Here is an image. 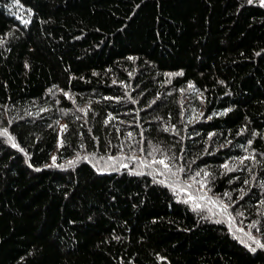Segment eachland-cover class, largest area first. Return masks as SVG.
<instances>
[{
    "label": "trees",
    "instance_id": "16d2710c",
    "mask_svg": "<svg viewBox=\"0 0 264 264\" xmlns=\"http://www.w3.org/2000/svg\"><path fill=\"white\" fill-rule=\"evenodd\" d=\"M260 244L264 0H0V264Z\"/></svg>",
    "mask_w": 264,
    "mask_h": 264
},
{
    "label": "snow or ice",
    "instance_id": "6c2138e0",
    "mask_svg": "<svg viewBox=\"0 0 264 264\" xmlns=\"http://www.w3.org/2000/svg\"><path fill=\"white\" fill-rule=\"evenodd\" d=\"M4 135H7V131L5 130ZM13 147H17V145L15 143H13ZM53 160H55V158H53ZM160 164H164L165 168H168L169 166L167 164H165V162L163 160L157 161ZM225 167H227V165H225ZM197 207H199V205H197ZM257 243L259 244V242L257 241ZM261 248H264V244H260L259 245ZM253 251H255V249H253Z\"/></svg>",
    "mask_w": 264,
    "mask_h": 264
},
{
    "label": "rangeland",
    "instance_id": "374dc122",
    "mask_svg": "<svg viewBox=\"0 0 264 264\" xmlns=\"http://www.w3.org/2000/svg\"><path fill=\"white\" fill-rule=\"evenodd\" d=\"M202 198H204V197H202ZM220 210H222V209H220Z\"/></svg>",
    "mask_w": 264,
    "mask_h": 264
}]
</instances>
